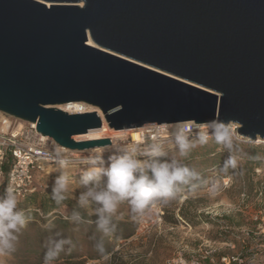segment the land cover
Masks as SVG:
<instances>
[{
	"label": "water",
	"instance_id": "95a60500",
	"mask_svg": "<svg viewBox=\"0 0 264 264\" xmlns=\"http://www.w3.org/2000/svg\"><path fill=\"white\" fill-rule=\"evenodd\" d=\"M94 44H90L89 40ZM110 128L214 119L264 140V0H0V112L69 154Z\"/></svg>",
	"mask_w": 264,
	"mask_h": 264
},
{
	"label": "rangeland",
	"instance_id": "374dc122",
	"mask_svg": "<svg viewBox=\"0 0 264 264\" xmlns=\"http://www.w3.org/2000/svg\"><path fill=\"white\" fill-rule=\"evenodd\" d=\"M2 118L12 121L13 126L23 122L0 114V127ZM261 150L264 153V146ZM227 156V151L211 140L208 145L194 149L185 162L201 173L202 180L194 189H186V198L177 197L167 204L156 203L145 211L143 218L137 219L132 218L128 205L123 204L120 206L122 218L116 221L115 231L110 236L98 232L94 224H62L61 221L66 220L64 217L71 212L69 208L75 204V196L79 195L75 185L71 207L62 206L48 213L43 211L40 204L46 195L51 197L55 175L52 171L54 165L47 166V177L37 194L19 197L20 206L31 210L32 219L19 235L16 251L11 255L0 254V264H18L17 256L22 255L32 257L31 263L37 262L35 254H45L46 241L57 231L73 241L72 250L65 253H86L75 259L83 262L79 264H116L118 261L167 264L177 255L222 264L221 257L226 254L264 255V155L260 156V164L253 171L243 169L241 154L238 167L225 171L223 164ZM72 158L79 161L74 156ZM74 179L78 180L79 176ZM217 182L218 192L211 196L208 190ZM102 238L104 249L108 246L113 252L101 259H91L87 253H99L96 244ZM66 263V259L57 261V264Z\"/></svg>",
	"mask_w": 264,
	"mask_h": 264
},
{
	"label": "clouds",
	"instance_id": "9594fccd",
	"mask_svg": "<svg viewBox=\"0 0 264 264\" xmlns=\"http://www.w3.org/2000/svg\"><path fill=\"white\" fill-rule=\"evenodd\" d=\"M210 140L228 153L223 169H236L243 152L240 135L233 124L219 119L155 125L143 140L113 137L79 161L54 146L46 154L54 165L51 198L62 207L73 198L75 185L79 195L64 219L77 226L94 224L98 232L110 236L122 218L121 205L127 204L132 218L137 219L156 203L186 198V189H194L202 176L185 161L194 149L208 145ZM77 175L78 180L74 179ZM218 189L217 182L209 194L215 196ZM31 219V210L20 206L19 194L9 182L0 193V254L16 251L19 235ZM73 246L70 237L55 232L45 243L43 264H57L61 253L70 252ZM96 249L101 255L105 253L103 240L97 242Z\"/></svg>",
	"mask_w": 264,
	"mask_h": 264
},
{
	"label": "built area",
	"instance_id": "2783aa9c",
	"mask_svg": "<svg viewBox=\"0 0 264 264\" xmlns=\"http://www.w3.org/2000/svg\"><path fill=\"white\" fill-rule=\"evenodd\" d=\"M0 114L3 115L5 113L0 112ZM1 123L0 187L3 186L4 190L8 183L11 182L19 197H24L27 193L36 189L37 174L45 172L47 166L53 165V162L46 154L51 152L54 146L62 149L65 153H67V149L60 146L52 137L38 131L35 122L23 121L21 124L13 126L12 121L10 122L7 118H2ZM235 128L238 130V125ZM7 166L9 167L8 172L6 170ZM221 263L264 264V255L259 256V253H231L223 255ZM167 264L210 263L200 259H190L183 255H177L171 258Z\"/></svg>",
	"mask_w": 264,
	"mask_h": 264
},
{
	"label": "trees",
	"instance_id": "16d2710c",
	"mask_svg": "<svg viewBox=\"0 0 264 264\" xmlns=\"http://www.w3.org/2000/svg\"><path fill=\"white\" fill-rule=\"evenodd\" d=\"M240 140H241V146L244 150V152L241 153L242 160H243V162H242L243 166L242 167H243V169H247L248 171H253V169L260 164V156L264 155L263 151L261 150V147L264 146V143L263 142H261V143H256V142L245 143L246 142V141H244L245 139L241 138ZM6 170L8 172V170H9L8 166L6 167ZM46 177H47L46 172H39L37 174V177H36V189L34 191L27 193V196H35V194H37V192L39 191L40 185H42L43 179ZM2 192H3V186L0 187V193H2ZM71 203H72V201H71V199H69L68 201H66L64 203L63 206H66L69 208L72 206ZM40 206L45 213H48L49 211H51L53 209L61 207V206H57L55 204V202L52 200V198L47 197V195H46V197H44L42 199ZM69 209H72V208H69ZM61 222H62V224L66 225V226L71 225L70 222L67 220H62ZM70 233H71V231H70ZM118 237L123 238L122 235H118ZM101 240H104V239L102 238ZM263 242H264V239H263ZM111 252H113V249L108 248V246H107V247H105V253L103 255H101V253H87V255H89L91 259H101V258L105 257L106 255L111 254ZM30 254H32V253H30ZM112 254H115V253H112ZM85 255H86V253H64L62 256H60V258L66 259L67 260L66 264H79L82 261H75V259L82 258ZM17 257H18V259H17L18 264H41L43 261V258H44V253H36L35 254V258L36 257L38 258V261L35 263H31V262H33V260H32V257H30V256L25 257L22 255V256H17ZM114 259H116V258H114ZM118 262L119 263H116V264H128V263H125L123 261H118Z\"/></svg>",
	"mask_w": 264,
	"mask_h": 264
},
{
	"label": "bare ground",
	"instance_id": "6f19581e",
	"mask_svg": "<svg viewBox=\"0 0 264 264\" xmlns=\"http://www.w3.org/2000/svg\"><path fill=\"white\" fill-rule=\"evenodd\" d=\"M90 44H94L93 41L90 39L89 40ZM73 105V106H69V105ZM61 108H63L64 110L68 111V112H83V111H92V110H96L98 111V113L101 115V117L103 118V126H102V130L97 131V129H93V130H89L87 133H83V134H78L74 136V139L76 138V140L78 141H85V140H93V139H101V138H113V137H127V138H131L133 140H143L146 132L150 129L153 128L154 125H146L144 127H137V128H130V129H114V128H110L108 126V124L105 122L104 117L102 112L91 106L88 104H84V103H80V102H75V103H67L64 105L60 106ZM189 123H193V122H189ZM176 123H171V124H162L163 126H172L175 125ZM236 126V124H235ZM254 142L256 143H264V140L262 139H257ZM102 148V146H97V147H93V148H86L81 150L80 152L78 151H73L71 152V156H74L78 159H80L84 154H86V152L88 153L90 150L92 151H96V150H100ZM69 153V152H67Z\"/></svg>",
	"mask_w": 264,
	"mask_h": 264
},
{
	"label": "crops",
	"instance_id": "0c3cea01",
	"mask_svg": "<svg viewBox=\"0 0 264 264\" xmlns=\"http://www.w3.org/2000/svg\"><path fill=\"white\" fill-rule=\"evenodd\" d=\"M109 255V254H108ZM108 255H106V256H108Z\"/></svg>",
	"mask_w": 264,
	"mask_h": 264
}]
</instances>
